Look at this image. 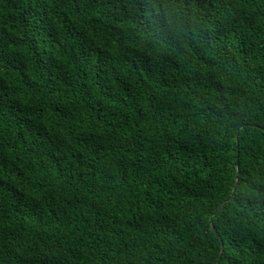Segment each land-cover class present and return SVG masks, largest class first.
Here are the masks:
<instances>
[{"label": "trees", "instance_id": "16d2710c", "mask_svg": "<svg viewBox=\"0 0 264 264\" xmlns=\"http://www.w3.org/2000/svg\"><path fill=\"white\" fill-rule=\"evenodd\" d=\"M0 264H264V0H0Z\"/></svg>", "mask_w": 264, "mask_h": 264}, {"label": "water", "instance_id": "95a60500", "mask_svg": "<svg viewBox=\"0 0 264 264\" xmlns=\"http://www.w3.org/2000/svg\"><path fill=\"white\" fill-rule=\"evenodd\" d=\"M237 185H238V177L236 179V182H235V185H234V188H233V193H232V197L233 198L235 196V193H236V189H237ZM222 207L223 205H221L218 210L216 211V213H219L221 210H222ZM213 218L214 216L211 217V224H212V230L216 233V235L219 237V234H218V231L217 229L213 226ZM221 242L223 243V241L221 240ZM221 257V255H220Z\"/></svg>", "mask_w": 264, "mask_h": 264}]
</instances>
